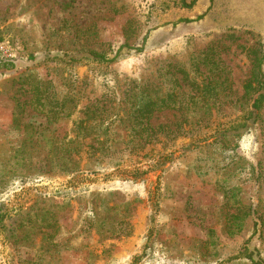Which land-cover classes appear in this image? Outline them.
<instances>
[{
  "label": "rangeland",
  "instance_id": "374dc122",
  "mask_svg": "<svg viewBox=\"0 0 264 264\" xmlns=\"http://www.w3.org/2000/svg\"><path fill=\"white\" fill-rule=\"evenodd\" d=\"M183 2L0 0V39L19 47L0 64V264H251L232 258L245 245L264 264V108L230 147L216 140L243 115L264 0ZM91 47L119 57L54 58ZM212 50L228 81L201 121L161 111L152 123L168 133L146 145L120 119L78 134L86 106L122 104L137 83H161L160 67Z\"/></svg>",
  "mask_w": 264,
  "mask_h": 264
},
{
  "label": "trees",
  "instance_id": "16d2710c",
  "mask_svg": "<svg viewBox=\"0 0 264 264\" xmlns=\"http://www.w3.org/2000/svg\"><path fill=\"white\" fill-rule=\"evenodd\" d=\"M195 2L196 0H192L190 3L184 1L183 4L186 7H192ZM118 57L119 52L110 57L105 49L98 50L91 47L80 54L66 51L62 56L54 58L66 63L87 59L105 64L117 60ZM15 63V61L0 60V64L5 68H12ZM160 69L164 70L163 76H165L161 83L156 85L147 79L126 91L124 102H122L125 106L124 109H122V104L117 103L114 106L113 102H110L111 100L104 97L96 100L92 105L86 106L84 117L75 122L78 134H82L84 138L92 137L100 133L101 130L106 132L112 122L120 119L128 123L130 136L132 139L138 140L136 144L155 143L159 136L168 133L164 125L156 126L152 123L155 114L172 109L180 112L186 120L201 121L206 114L200 112H207L204 110L206 106L220 102L221 98L225 97L223 88L228 81L224 77L226 71L221 66L220 59H216V53L213 50L207 54L199 53L197 58H192L189 64L169 62L158 70ZM166 82L170 83L166 84V90H160L162 84ZM34 91H39L38 86L34 87ZM243 92V115L240 122L216 134V140L221 143L222 148L230 147L245 132L254 128L260 120L261 111L264 108V52L255 57L251 77L244 83ZM127 99H130V103H125ZM106 123L108 124L104 128ZM104 139L105 142L102 144L105 146L108 143V138L105 136ZM251 167L252 181L259 182L260 174L254 166ZM225 195L226 199L231 200L235 195V189L225 190ZM236 202H240V198L237 197ZM252 211V206H248V211L245 214L249 215ZM230 215L233 219L238 216L236 213ZM232 258H245L251 264H263L262 259L257 258L254 251L247 245ZM132 260V263H138L140 257L136 256Z\"/></svg>",
  "mask_w": 264,
  "mask_h": 264
},
{
  "label": "built area",
  "instance_id": "2783aa9c",
  "mask_svg": "<svg viewBox=\"0 0 264 264\" xmlns=\"http://www.w3.org/2000/svg\"><path fill=\"white\" fill-rule=\"evenodd\" d=\"M19 47L10 39L0 40V60L4 62L15 61L18 58Z\"/></svg>",
  "mask_w": 264,
  "mask_h": 264
}]
</instances>
